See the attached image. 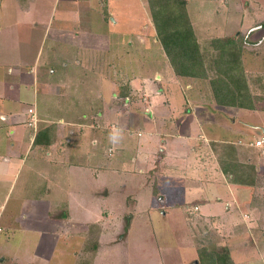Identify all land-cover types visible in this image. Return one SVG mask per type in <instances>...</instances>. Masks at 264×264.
<instances>
[{"label": "crops", "instance_id": "obj_1", "mask_svg": "<svg viewBox=\"0 0 264 264\" xmlns=\"http://www.w3.org/2000/svg\"><path fill=\"white\" fill-rule=\"evenodd\" d=\"M257 2L258 0H244L245 7L250 8L245 9L248 15L257 16L259 9L255 10L254 5L261 6ZM16 6L18 9L20 4L17 3ZM116 7V0H113L109 12L118 13ZM24 11L33 20L35 27L38 21L34 18V8L32 9L30 4ZM229 14L222 13L226 26L231 21L227 22ZM262 25L261 28H264V22L260 26ZM12 28L7 34L11 37L10 43H0V160L3 163L0 169V189L3 190L0 192V214L6 208L5 199L15 185L14 180L18 172L27 168L28 183L33 186L32 195H23L25 198L21 205L19 204V212L17 213V209L11 214L14 221L22 226L23 231H40L47 236L43 251L39 254V264H53V255L49 256L50 243L65 235L78 238L79 241L76 247L78 252L71 264H100L98 259L94 261L100 255L96 250L97 246L99 249L100 236L97 231L100 226L97 224L95 229L88 226L84 231L83 226L94 224V220L81 223L82 219H75L72 209L80 206L75 203V197L68 195L72 184L68 179L65 180L66 176L69 178L71 175L76 177L83 174L90 177L93 183L99 184L95 188V198L99 199L100 193L104 191L106 195H103V198L112 200V197L116 199L118 191H127L130 184L135 186L136 193L140 192L136 184H143V177L157 170L151 168L155 154L159 153L161 157L162 154L165 156V161H181V167L187 170L182 177L185 176L184 183L189 184H183L179 189L185 192L188 186L191 194L187 189L188 192L180 196L182 205L189 204V199H194V205L199 207L197 210L205 216L218 215L232 206L243 209L245 205H249L242 195L243 191L252 193L257 190L254 187L257 183L252 176L255 175L254 172L247 174L250 176L247 184L231 181L220 162V157L224 156L221 145L231 143V160L239 156L242 164H257V160H252L253 156H249L247 161L242 158L252 154L254 150L260 151L259 149L240 141L237 143L226 139L228 132H236L233 124L237 121L233 118L237 117L239 112L249 110L248 108L223 106L216 102L211 106L195 104L199 101L196 98L198 92L195 93L196 85H199L202 79L180 77L170 66V72L164 74L166 79L170 78L173 82L169 87L163 86L157 91L158 100L154 101V105L148 107L140 104L138 109L133 111L119 108L116 115L113 98L121 95L123 103L130 99L127 100L128 95H124V90L121 92L122 89L115 87V81L112 80L114 78L106 75L110 58L115 56L116 43H85L81 36V27L79 30H53L48 24L45 34L56 41L63 40L61 43H49L45 51L42 43L38 48L32 47V43H21V35L17 30L19 27L13 31ZM256 28L257 26L252 27L250 32ZM3 32V28H0V35ZM63 41L67 43H62ZM252 44L246 43V52ZM260 44L262 43L257 45ZM70 50L74 53L72 61L68 56ZM83 55H88L89 58L84 59ZM257 57L261 58L262 54L259 53ZM162 59L165 57L161 56L159 63ZM5 66H9L10 71L13 67L12 71H2L1 68ZM59 68L63 69L61 74H57ZM84 71L90 73L86 74ZM74 73L75 76H72ZM145 80H148V77ZM87 84L89 90L85 91ZM104 87L107 91H104ZM30 109L37 114L36 127L28 123L32 115ZM140 109L142 110L138 114ZM239 122L244 123L243 120ZM113 127H120L124 131L122 143L115 148L107 139ZM241 132L244 131L241 129ZM199 140L207 143L203 148L209 152L202 164L201 158L200 161L197 159L196 144ZM105 149H108L110 155L115 151L111 155L112 158L110 157L113 160H105L110 156L106 155ZM192 161H195V164ZM195 165L204 172L203 175L209 176L207 181L194 179L195 175L199 178L202 174L195 170ZM188 166L194 171L190 172ZM258 168L257 166L259 173L256 175L264 176V172ZM211 175L215 177L212 178ZM29 176L43 178V187L37 184L35 178L29 180ZM228 176L232 177V173ZM21 186L22 190L26 191L24 182ZM146 188L150 190L149 186ZM4 189H7L6 193ZM163 190L168 192L166 186ZM63 191L66 192L64 199L61 198ZM257 191L264 193V188L260 187ZM68 196L71 199L69 201ZM142 203L134 205V208L141 207ZM14 208L16 205L12 211ZM92 214L96 215L97 212ZM104 215L107 216L108 213ZM70 221L74 223H69ZM131 228L132 224L129 230ZM11 229L14 231L16 228L12 226ZM43 242L44 239L41 244ZM90 242L96 247H90ZM1 260L3 262L5 258Z\"/></svg>", "mask_w": 264, "mask_h": 264}, {"label": "rangeland", "instance_id": "obj_2", "mask_svg": "<svg viewBox=\"0 0 264 264\" xmlns=\"http://www.w3.org/2000/svg\"><path fill=\"white\" fill-rule=\"evenodd\" d=\"M112 1L0 0V28L4 30L0 35V43H10L11 37L7 34L11 32L12 27L15 29L19 27L17 30L21 35V43H32V47L37 48L42 43L46 51L49 43H61L63 40H58V42L55 38L45 34V27L48 24L53 30L62 28L79 30L81 27L82 35H80L83 36L85 43H116L115 56L110 58L111 62L106 75L112 76L115 87L118 90L122 89L121 92L128 91L130 97L127 103H123L121 95L113 98L112 103L115 106L116 115L119 108L133 111L138 109L140 104L150 107L155 104V100H158L157 91H160L163 86L168 85L169 87L173 81L170 78L166 79L164 74L170 72L168 68L171 65L158 38L149 0H124L123 3L116 0L118 13L109 12ZM17 3L20 4L18 9ZM257 3L261 6L258 7L254 3L251 5L252 9L254 6L255 10L259 9L256 16L248 15L245 9L248 10L249 7H245L244 0H185V9L198 42L201 46L203 45L202 51L208 64L216 54L215 51L212 52L211 45L215 38L223 35L242 37L243 54L247 49L246 43H253L248 46V51L244 56L242 54V62L250 80L257 108H248L249 110L239 112V115L233 118L237 121L233 124L236 132L232 134L228 132L229 135L226 138L231 142L240 141L246 144L261 135L262 128H264V28H261L263 25L260 26L264 22V0H258ZM30 4L36 11L34 18L37 19L38 24L35 27L33 20L24 11ZM223 12L230 13L227 16V22L231 20L228 26L223 23ZM254 26L257 28L250 32ZM259 43L262 44L257 45ZM259 53L262 54L261 58L257 57ZM68 56L72 61L73 50L68 52ZM83 56L84 59L89 58L88 55ZM161 56L165 59L159 63ZM1 69L5 73L10 71L9 66ZM60 71L62 72L63 69L59 68L57 74H61ZM211 72L210 70V74ZM84 73L88 74L90 71H84ZM72 76H75V73ZM147 77L148 80H145ZM200 82L195 89V93L197 91L199 94L196 93V98L200 102H195V104L214 105L216 101L208 79ZM103 89L107 91L106 87ZM88 90L87 84L85 91ZM106 94L108 95V92ZM141 110L137 111L138 114ZM233 119L230 118L231 122ZM241 120L244 123H240ZM250 126H255L256 129ZM241 129L244 132L240 133ZM238 132L239 134L236 135ZM199 141L196 144L197 159L201 158L200 163L202 164L204 157L209 156V152L203 148L207 143ZM226 145L231 148L233 144L227 143ZM105 151H107L106 155H110L108 149ZM114 152L113 150L111 155ZM111 155L105 160H110ZM160 155L155 154L156 163L153 160L154 164L151 168L157 170H152L153 172L143 177L141 180L143 184H136L140 192L136 193L135 186L130 184L127 191H121V193L118 191L116 199L112 197V200L103 198V195H106L104 191L100 193L99 199L95 198V188L99 184L93 183L90 177L83 174L76 177L73 175L69 178L65 177V180L68 179V182L72 184L68 195L75 197V203L80 206L72 209L75 212V219H82L81 223L94 220V224L83 226L84 231L88 226H92L93 229L100 226L97 231V235L100 236L99 249L91 242L89 244L90 247L92 245L96 247L100 254L94 261L98 259L100 264H202L199 248L215 245L219 249H228L234 259V264H264V193L257 191L260 187L264 188V176L256 175L259 173L257 166L260 171L264 172V154L254 150L252 154L241 157L247 161L249 156H253L252 160L258 161L257 164L243 162V165L254 167L255 170L252 171L255 175L252 176L257 183L256 186L254 185L257 188L254 192L243 191L242 197L249 205H245L243 209L232 206L215 216L203 215L200 210H197L199 207L194 205L196 201L194 199H189V204L182 205L183 203L179 201L180 196L188 192V186L185 192L179 188L187 184V182L184 183L185 176L182 177L187 170L181 167V161H165L163 158L165 156ZM239 158L238 156L233 160L235 163L242 164ZM150 163L152 164V157ZM192 163L195 164V161ZM2 164L0 160V169ZM184 167L186 168V165ZM187 168L192 172L193 169H190L192 167ZM26 170L27 168L18 172L14 180L15 185L5 199L6 208L0 214V264H39V254L46 244L47 236H44V232L23 231L22 226L14 221L11 214L23 202L25 198L23 195H32L33 186L28 183ZM195 170L202 173L199 178L195 175V180L207 181L209 179V176L203 175L204 172L196 165ZM211 177L215 176L211 175ZM33 178L37 180L39 186L44 183L43 178L39 176H29V180ZM246 178L250 180V176ZM23 182L26 185L24 186L26 191L22 190ZM146 186H149L150 190ZM165 186L168 192L163 190ZM4 190L6 193L7 189ZM2 191L0 189V192ZM188 193L191 194V191L189 190ZM65 194L66 192L63 191L62 199ZM69 200L71 199L68 196ZM138 203H142V206L134 208V205ZM14 205L16 208L12 211ZM96 212V215L92 214ZM132 220H134L133 223H131ZM69 223H74V221ZM131 224L132 228L129 230ZM12 226L16 228L14 231H11ZM42 239L44 242L41 244ZM78 242V238L66 235L57 241H52L49 256L53 255V264H71L78 252L76 249ZM87 242L88 240H86L85 248H87ZM2 258H5L3 262Z\"/></svg>", "mask_w": 264, "mask_h": 264}, {"label": "trees", "instance_id": "obj_3", "mask_svg": "<svg viewBox=\"0 0 264 264\" xmlns=\"http://www.w3.org/2000/svg\"><path fill=\"white\" fill-rule=\"evenodd\" d=\"M149 3L158 38L178 76L208 79L213 97L219 105L257 108L242 62V37L226 36L212 40V52L216 54L208 64L185 9V0H149ZM124 95H129V92ZM221 147L223 171L228 175L232 173V177L229 176L231 181L247 184L246 176L255 170L254 167L235 163L231 160L232 147L226 144ZM199 255L202 264H234L230 251L215 245L199 248Z\"/></svg>", "mask_w": 264, "mask_h": 264}, {"label": "built area", "instance_id": "obj_4", "mask_svg": "<svg viewBox=\"0 0 264 264\" xmlns=\"http://www.w3.org/2000/svg\"><path fill=\"white\" fill-rule=\"evenodd\" d=\"M128 99L129 98H127V100ZM30 112H32V115L28 123L30 126L36 127L38 122L37 114L33 112V109H30ZM247 144L249 147H254L259 149L264 154V133L257 136L255 139L249 141Z\"/></svg>", "mask_w": 264, "mask_h": 264}, {"label": "clouds", "instance_id": "obj_5", "mask_svg": "<svg viewBox=\"0 0 264 264\" xmlns=\"http://www.w3.org/2000/svg\"><path fill=\"white\" fill-rule=\"evenodd\" d=\"M108 143L114 148L120 145L124 139V131L120 127H113L108 134Z\"/></svg>", "mask_w": 264, "mask_h": 264}, {"label": "water", "instance_id": "obj_6", "mask_svg": "<svg viewBox=\"0 0 264 264\" xmlns=\"http://www.w3.org/2000/svg\"><path fill=\"white\" fill-rule=\"evenodd\" d=\"M262 130H263V133H264V128Z\"/></svg>", "mask_w": 264, "mask_h": 264}]
</instances>
